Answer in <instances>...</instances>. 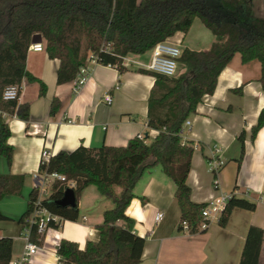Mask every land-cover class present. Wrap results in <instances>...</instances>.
I'll use <instances>...</instances> for the list:
<instances>
[{
    "label": "trees",
    "instance_id": "1",
    "mask_svg": "<svg viewBox=\"0 0 264 264\" xmlns=\"http://www.w3.org/2000/svg\"><path fill=\"white\" fill-rule=\"evenodd\" d=\"M253 0H0V155L12 165L14 147L8 139L11 130L9 116L30 120L29 102L5 100L7 86L27 79L38 82L40 95L47 86L27 69L26 61L34 34L45 40L44 50L51 59L59 60L57 83L77 81L81 69L87 71L91 61L125 70L123 58L129 54H143L156 44L176 33H188L195 18L214 35L210 50L199 51L187 47L178 58V70L167 76L147 69L142 73L155 76L148 100V127L158 134L151 141L135 136L124 146L80 145L73 151L60 150L40 161L38 176L59 173L67 182L74 183L79 194L88 186L111 200L112 206L103 212V221L96 225L98 236L87 240L85 247L69 239H62L57 253L59 264H139L146 237L134 231V219L126 214L136 196L134 189L147 169L160 166L175 184L174 197L180 208L178 229L189 224L187 231H205L199 226L206 220L202 215L204 202L192 200V189L187 179L191 169L194 144L185 141L182 131L185 121L196 112L205 95L213 94L218 78L233 57L242 62L257 60L264 78V17L254 15ZM241 92V88L236 89ZM21 94V89H20ZM60 107L58 98L52 100L51 113ZM264 126V107L257 124L252 128V139ZM242 132L238 139L243 147ZM67 182L55 180L49 193L40 196L36 185L29 194L27 209L19 218L26 224L35 208H45L60 217L50 221L58 227L62 220L77 221L79 206L62 207L57 201L63 197ZM24 175L0 174V199L9 194H20ZM39 200V204L37 202ZM235 208L255 210L256 203L232 193L219 216L218 224L226 226ZM9 219L0 211V220ZM36 224L30 227L31 240L42 244L43 234ZM264 229L251 225L248 229L239 264H259L264 241ZM13 240L0 238V264L12 260Z\"/></svg>",
    "mask_w": 264,
    "mask_h": 264
},
{
    "label": "crops",
    "instance_id": "2",
    "mask_svg": "<svg viewBox=\"0 0 264 264\" xmlns=\"http://www.w3.org/2000/svg\"><path fill=\"white\" fill-rule=\"evenodd\" d=\"M252 2L254 15L264 17V0ZM41 38L44 44L42 35ZM214 39L211 30L197 17L188 33L178 32L168 40H181L183 49L207 51ZM151 56L152 49L127 55L122 72L115 66L91 61L77 87L76 81L57 83L58 59H51L45 50L29 48L27 69L46 84L47 91L41 96L38 82L22 81L19 101L29 102L30 120L8 117V143L14 147L12 165L0 155V174L24 175L21 193L0 199V211L9 217L0 220V238H12L13 258L22 253L26 242L19 218L27 209L31 190L38 184L36 175L44 150L55 154L60 150L73 151L80 145L124 146L139 134H147V141L158 134L159 130L148 127V100L155 76L140 71L147 69ZM107 93L112 95L110 103L104 99ZM55 97L60 107L52 114ZM263 107L260 62L244 63L239 54L235 55L220 73L214 93L203 97L196 112L187 119L191 124L183 126V140L193 142L195 147L187 182L195 202L208 203L234 193L255 202L256 209L235 208L224 227L214 220L205 231L179 230L180 208L174 197L173 180L160 166L147 169L134 189L136 196H146L147 202L142 204L136 197L126 210L134 219V231L146 237L139 264H239L249 227L264 229V126L252 139V128ZM242 132L245 152L239 164L243 144L238 137ZM213 160L223 162L217 184L210 171ZM94 187L88 186L79 194L77 221L62 220L58 227H49L43 234L35 264H59L57 249L62 239L75 241L83 249L87 240L97 238L96 225L103 221V212L112 202ZM173 209L176 219L166 222ZM157 212L163 214L160 221L155 220ZM259 264H264V241Z\"/></svg>",
    "mask_w": 264,
    "mask_h": 264
},
{
    "label": "built area",
    "instance_id": "3",
    "mask_svg": "<svg viewBox=\"0 0 264 264\" xmlns=\"http://www.w3.org/2000/svg\"><path fill=\"white\" fill-rule=\"evenodd\" d=\"M181 40H177L176 42H171L168 39L165 41H162L158 44H156L152 48V56L149 64L146 65L147 70H151L156 73H160L167 76H174L178 71V58L182 54L181 46ZM31 50L34 51H43L44 45L41 42L32 43L29 47ZM126 59V57L123 58V61ZM86 69H81V74L78 77L77 87L82 84L83 79L85 78ZM20 89L21 87L18 84H13L10 86H7L3 93V98L5 100H15L20 97ZM104 99L106 102L112 101V95L110 93H107L104 96ZM191 124L190 121H185L184 125L189 126ZM140 138H144V134L138 135ZM50 152L47 150H44L42 152V157L47 159L50 156ZM211 167L210 171L214 174V184H217V174L222 166L223 162L220 160H213L210 162ZM37 182L40 186V192L41 197L44 193H47L48 186H51V184L55 180H61L64 182H67L65 179V176L59 174V173H51L46 174L43 176L36 175ZM68 187L74 186L73 182H67ZM228 197H221L216 199H211L208 202V205H206L202 210V215L206 220H209L210 223L213 220H218L219 216L225 206L226 201L229 199ZM39 204V200L37 202V205ZM163 217V214L161 212H157L155 216L156 221H160ZM60 217L57 215L52 214L50 211L46 210L45 208H35V210L31 213V215L26 218V224H23L24 226V248L22 253L16 257L12 258L9 264H35V255L37 254L39 250V245L31 240L30 237V229L32 224H36L38 232L41 234H45L47 230L49 229V223L50 221L54 222H60ZM208 221H203L199 228L205 229L209 226ZM189 224L184 222L183 223V230H188Z\"/></svg>",
    "mask_w": 264,
    "mask_h": 264
},
{
    "label": "water",
    "instance_id": "4",
    "mask_svg": "<svg viewBox=\"0 0 264 264\" xmlns=\"http://www.w3.org/2000/svg\"><path fill=\"white\" fill-rule=\"evenodd\" d=\"M41 34L37 33L34 34L32 37V43L40 42L41 41ZM77 193H75L74 188L67 187L63 193V197L57 201V204L62 207H75L77 206Z\"/></svg>",
    "mask_w": 264,
    "mask_h": 264
},
{
    "label": "rangeland",
    "instance_id": "5",
    "mask_svg": "<svg viewBox=\"0 0 264 264\" xmlns=\"http://www.w3.org/2000/svg\"><path fill=\"white\" fill-rule=\"evenodd\" d=\"M179 70H180V68H179ZM179 70H178V72H179ZM95 188V187H94ZM48 189H49V186H48ZM49 193V191H47V193H44L43 194V196H46V194H48ZM109 200V199H108ZM174 209L173 210H171L169 213H168V215H167V217H166V222H173L175 219H176V217L174 216ZM214 221V220H213Z\"/></svg>",
    "mask_w": 264,
    "mask_h": 264
}]
</instances>
